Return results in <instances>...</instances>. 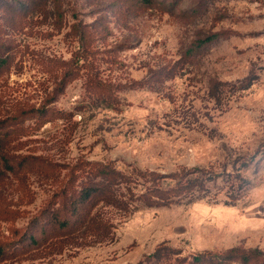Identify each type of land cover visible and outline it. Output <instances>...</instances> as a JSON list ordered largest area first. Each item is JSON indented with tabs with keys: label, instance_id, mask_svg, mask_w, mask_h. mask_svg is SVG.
Wrapping results in <instances>:
<instances>
[{
	"label": "rangeland",
	"instance_id": "374dc122",
	"mask_svg": "<svg viewBox=\"0 0 264 264\" xmlns=\"http://www.w3.org/2000/svg\"><path fill=\"white\" fill-rule=\"evenodd\" d=\"M63 8L62 28L50 4L16 28L0 10V45L13 55L0 76V117L44 103L69 113L25 120L33 130L10 146L14 157L45 158L58 172L30 165L0 178V243H8L0 264H182L234 247L261 251L264 264V0H64ZM74 23L89 29L92 54L64 85L55 63H84ZM215 32L223 35L205 52L183 58L197 36ZM89 77L112 104L89 91ZM90 161L127 173L200 167L221 176L169 206L99 205L96 225L60 231L51 214ZM159 248L175 253L157 259Z\"/></svg>",
	"mask_w": 264,
	"mask_h": 264
},
{
	"label": "trees",
	"instance_id": "16d2710c",
	"mask_svg": "<svg viewBox=\"0 0 264 264\" xmlns=\"http://www.w3.org/2000/svg\"><path fill=\"white\" fill-rule=\"evenodd\" d=\"M136 6L145 7L153 5L157 0H131ZM51 5L56 15V26L62 28L64 24V0H0V10L3 11L1 19L11 27H18L21 18L27 17L34 10H46L47 5ZM191 16L199 12L198 9L189 11ZM47 18L46 14L44 15ZM74 34L83 44L81 59L82 65L70 62H57L64 68L62 75L63 84L73 79L80 73L82 68L86 67V62L92 54L89 47L92 44L91 33L87 27L74 23L71 26ZM103 30H108L107 26L101 27V36ZM223 35V32L212 34H200L187 47L183 58L190 59L205 52L207 48ZM0 45V76L9 68L11 64L10 52H3ZM89 91L95 93L98 98H104L108 104L114 102L113 95L104 89L101 82L89 77ZM67 111L50 107L47 103L41 106H31L26 110L19 111L16 114L0 117V178L10 171L18 174V171L34 165L41 173L54 176L58 170L55 163L45 158L30 155L22 158L14 157L10 152V146L21 137L28 134L33 127L26 126L24 121L33 118L40 122H53L57 119L68 118ZM264 157V155H263ZM79 172L82 179L78 184L77 190L68 192L67 188L62 190V198L57 203L58 208L51 214V220L54 226L60 231L73 233L82 229L95 218L98 217L96 208L99 205H110L120 210H129L132 201H141L146 206L163 207L179 202L184 197L193 193H202L208 190V184L220 174L212 173L211 170L200 167L182 168L173 173H155L149 170H135L134 173H127L119 169L113 161L100 162L90 161L80 166ZM75 175V173H70ZM70 177V176H69ZM139 178L144 180V189L137 191L134 189L139 183ZM74 181V180H73ZM70 182V181H69ZM123 187L126 190H123ZM66 211L67 215H63ZM96 225V222H95ZM30 242H35L33 235L29 236ZM8 243H0V260L7 254ZM174 249H157L154 256L160 259L164 256H170L175 253ZM263 253L257 249L245 250L240 247H234L224 253L201 252L190 257L178 258L182 264H231L240 262L241 264H257L262 259Z\"/></svg>",
	"mask_w": 264,
	"mask_h": 264
}]
</instances>
